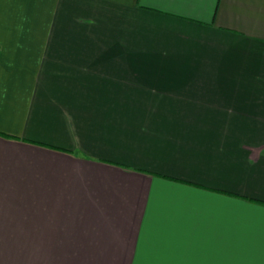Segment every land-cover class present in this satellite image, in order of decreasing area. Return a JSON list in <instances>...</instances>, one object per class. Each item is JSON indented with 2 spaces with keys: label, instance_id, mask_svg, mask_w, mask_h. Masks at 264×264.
I'll return each instance as SVG.
<instances>
[{
  "label": "crops",
  "instance_id": "crops-1",
  "mask_svg": "<svg viewBox=\"0 0 264 264\" xmlns=\"http://www.w3.org/2000/svg\"><path fill=\"white\" fill-rule=\"evenodd\" d=\"M0 264H264V0H0Z\"/></svg>",
  "mask_w": 264,
  "mask_h": 264
},
{
  "label": "rangeland",
  "instance_id": "rangeland-1",
  "mask_svg": "<svg viewBox=\"0 0 264 264\" xmlns=\"http://www.w3.org/2000/svg\"><path fill=\"white\" fill-rule=\"evenodd\" d=\"M8 250H12V252H13V247H11V249H7V251H8Z\"/></svg>",
  "mask_w": 264,
  "mask_h": 264
}]
</instances>
